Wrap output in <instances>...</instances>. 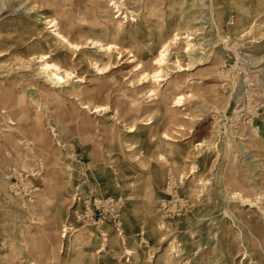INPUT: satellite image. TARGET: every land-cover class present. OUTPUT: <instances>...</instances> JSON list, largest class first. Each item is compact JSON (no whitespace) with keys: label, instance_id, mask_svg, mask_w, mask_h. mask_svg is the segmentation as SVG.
Returning <instances> with one entry per match:
<instances>
[{"label":"rangeland","instance_id":"1","mask_svg":"<svg viewBox=\"0 0 264 264\" xmlns=\"http://www.w3.org/2000/svg\"><path fill=\"white\" fill-rule=\"evenodd\" d=\"M0 264H264V0H0Z\"/></svg>","mask_w":264,"mask_h":264},{"label":"bare ground","instance_id":"2","mask_svg":"<svg viewBox=\"0 0 264 264\" xmlns=\"http://www.w3.org/2000/svg\"><path fill=\"white\" fill-rule=\"evenodd\" d=\"M45 22L50 23L49 27L53 28L52 31H53L54 35L57 38H59V40L61 39L62 42L64 41L68 45V47H71L74 50H77V49L80 48V46H79L80 42L70 41L68 39V37L65 36L62 33L61 28H60V24L56 20V18H45L44 19V23ZM118 32H119V30L118 31H114V33H118ZM177 37H178V34L174 33L173 36L170 38V41L176 40ZM31 39H33V38H31ZM170 41L168 40V42L167 41L163 42V44L161 45L160 50L158 51V55L156 56V58L154 60L155 61L154 64L156 65L155 68H154V71L153 72H146V70H142L139 73L140 76H141L140 78L152 79V81H154V82L162 80L160 78V76H161L160 73L163 71L162 66L166 62L165 61L166 60L165 56H166V52L168 50V45L170 44L169 43ZM86 42H89L90 44H92V46L97 47L99 49L98 51L100 53H105V55H106L107 63L102 64L101 66L100 65L96 66V64L98 62H94V65H95L96 69L99 71V73L105 72L106 70H104V68H106L107 65H110V63H112V64L115 63L113 61V55H112L113 49H116L114 44L108 43V42H103V41H100V40H95V39L86 40ZM122 53L123 52L121 51V49L118 48V54L121 56ZM48 58H49V55H47V54H42L40 56L39 70L42 73H45L48 76V78L51 81H53L54 83H56V84H64V83H66L67 80H69L73 76V73L71 71H69L68 69L63 68L62 66H58L54 62L47 60ZM133 59L134 58L129 59V60H127V62H131V61H133ZM112 67H114V65H112ZM136 69H138V68H136ZM75 77H77L76 81H82V79H81L82 76L77 75ZM148 95H152V94L149 93ZM182 99H183V95L182 94H180V93L176 94V97L174 98L173 106H180L181 105L180 102H181ZM87 107H89V106L88 105H83V108H87ZM97 110H99V106H95V109L93 111H97ZM162 138H164L166 140H171V138L164 132H163ZM199 145L201 146V144H199Z\"/></svg>","mask_w":264,"mask_h":264}]
</instances>
